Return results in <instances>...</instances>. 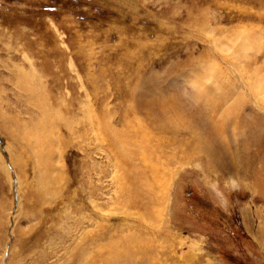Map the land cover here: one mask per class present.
Listing matches in <instances>:
<instances>
[{"label":"rangeland","instance_id":"rangeland-1","mask_svg":"<svg viewBox=\"0 0 264 264\" xmlns=\"http://www.w3.org/2000/svg\"><path fill=\"white\" fill-rule=\"evenodd\" d=\"M262 164L264 0H0V264H264Z\"/></svg>","mask_w":264,"mask_h":264},{"label":"bare ground","instance_id":"bare-ground-1","mask_svg":"<svg viewBox=\"0 0 264 264\" xmlns=\"http://www.w3.org/2000/svg\"><path fill=\"white\" fill-rule=\"evenodd\" d=\"M256 1H258V0H256ZM259 1H261V0H259ZM263 1V0H262ZM202 77V76H201ZM260 86L262 87L261 89H263V86L260 84ZM255 89H257V88H255ZM260 90V89H259ZM250 91L252 92V93H255V90H254V88L250 85ZM263 92V91H262ZM261 92V94H263ZM260 93V92H259ZM211 97V100H212V105H213V109L217 112V111H220L221 110V113L223 114V116L226 114L227 115V117L226 118H229V114L231 113V114H235L236 112H237V110H236V108L235 107H227V108H224L225 107V105L227 104V102H228V98L226 97V96H215V95H211L210 96ZM239 102H241L242 101V99L241 98H239V100H238ZM257 105V104H256ZM223 107V108H222ZM229 108H232L231 110L229 109ZM213 113H215V112H213ZM211 117V116H210ZM222 117V116H221ZM218 118H220V117H218ZM224 118V117H223ZM235 121V120H234ZM230 123V122H229ZM233 124H234V122H233ZM236 124V123H235ZM219 126V125H218ZM222 126V125H221ZM227 126V125H226ZM231 133V132H230ZM233 134V133H232ZM118 138H117V142L121 145V143L124 145V141L121 139V136H120V134L117 136ZM125 138V137H124ZM257 139V138H256ZM260 139H262L261 137L260 138H258V140H260ZM254 141H256V140H254ZM257 142V141H256ZM259 142V141H258ZM256 144V143H255ZM260 145V144H259ZM261 146H263V145H261ZM254 152H255V150H254ZM253 152V153H254ZM248 154V152L246 153V155ZM251 154V153H250ZM249 157V156H248ZM254 157H255V155H254ZM241 158H242V156H241ZM246 158V157H245ZM258 159H260L259 157H258ZM250 160V159H249ZM257 160V159H256ZM262 160V159H261ZM242 162H243V160H242ZM255 162V161H254ZM253 162V163H254ZM263 162V161H262ZM255 163H258L257 161L255 162ZM235 164V163H234ZM248 164H249V162H248ZM251 165H252V163H251ZM250 165V166H251ZM262 165H264V164H262ZM250 168V167H249ZM256 169V168H255ZM263 169V168H262ZM261 169V170H262ZM254 170V169H253ZM263 171V170H262ZM251 172V171H250ZM259 173H260V171H258ZM258 173V174H259ZM252 174H254V173H252ZM261 174H263V173H261ZM261 174H260V176H261ZM255 175V174H254ZM257 178V177H256Z\"/></svg>","mask_w":264,"mask_h":264}]
</instances>
